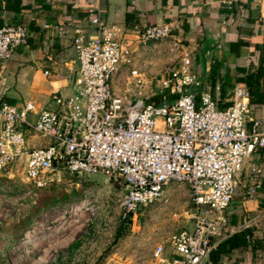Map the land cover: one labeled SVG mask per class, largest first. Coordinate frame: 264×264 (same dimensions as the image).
<instances>
[{
	"label": "built area",
	"instance_id": "built-area-1",
	"mask_svg": "<svg viewBox=\"0 0 264 264\" xmlns=\"http://www.w3.org/2000/svg\"><path fill=\"white\" fill-rule=\"evenodd\" d=\"M86 12L93 34L74 30L71 93L52 91L39 108L5 100L1 69L27 45L28 31L0 28V178L11 184L19 178L34 201L56 172L100 175L121 225L140 208L186 195L190 224L155 242L150 264H210V254L231 234L246 233L250 241L254 219L242 214L232 226L226 210L237 186L241 204L262 190L264 104H250L243 85L233 87L224 108L206 93L196 98L198 75L168 24L123 30L106 25L98 8ZM156 57L165 63L152 77Z\"/></svg>",
	"mask_w": 264,
	"mask_h": 264
},
{
	"label": "crops",
	"instance_id": "crops-1",
	"mask_svg": "<svg viewBox=\"0 0 264 264\" xmlns=\"http://www.w3.org/2000/svg\"><path fill=\"white\" fill-rule=\"evenodd\" d=\"M8 1L0 0V28L23 25L28 31L27 45L17 49L1 69L9 104L28 100L39 108L52 91L70 95L77 69L71 41L75 29L85 36L93 34L86 15L91 8L99 9L106 25L123 30L132 24H168L190 54L191 69L198 75L199 85L193 88L196 98L206 93L219 106L234 86H244L235 79L254 72L258 65L263 69L260 87L264 93V0H20L5 9ZM237 41L245 44L237 46ZM249 203L252 200L240 205L245 208ZM226 218L229 224L235 223L232 216L226 214ZM73 252L71 247L63 257L67 264L87 263ZM130 259L135 260L125 257L119 262L111 257L103 264H132ZM133 264L144 261L137 259Z\"/></svg>",
	"mask_w": 264,
	"mask_h": 264
},
{
	"label": "rangeland",
	"instance_id": "rangeland-1",
	"mask_svg": "<svg viewBox=\"0 0 264 264\" xmlns=\"http://www.w3.org/2000/svg\"><path fill=\"white\" fill-rule=\"evenodd\" d=\"M164 62V57L150 60L152 77L161 74ZM18 179L11 184L0 178V264H67L63 257L71 247L75 256L87 259L79 264H103L111 257L119 262L132 257L149 264L155 242L190 224V206L183 194L172 195L162 206L140 208L129 225H121L117 205L106 203L111 196L101 189L100 175L87 178L56 172L45 188L35 191L34 201L25 195L29 186ZM242 191L236 187L226 214L235 219L232 226L242 214L253 218L251 239L247 248L231 252L222 261L264 264V190L245 208L240 205Z\"/></svg>",
	"mask_w": 264,
	"mask_h": 264
},
{
	"label": "trees",
	"instance_id": "trees-1",
	"mask_svg": "<svg viewBox=\"0 0 264 264\" xmlns=\"http://www.w3.org/2000/svg\"><path fill=\"white\" fill-rule=\"evenodd\" d=\"M20 0H9L5 3V9H11L8 6V3H11L14 6L19 4ZM14 9V8H13ZM126 21L128 20V15L125 16ZM133 26L129 25L127 28H131ZM237 46H243L245 43L241 41L235 42ZM263 78V69L261 65H258L254 72L242 74L240 77L235 79V83H242L244 84L248 97L249 103L254 105L255 107H261L264 104V93L262 88L260 87L261 79ZM221 95H223L221 93ZM160 97H156V100ZM227 104H220V108L226 107ZM247 234L251 235V232L248 231ZM246 233H233L222 242H220L215 251L209 256V263L210 264H217L223 258H228L231 255V252L237 249L247 248L249 246V241L245 240ZM252 247L254 249L255 245L252 243ZM237 264V263H234Z\"/></svg>",
	"mask_w": 264,
	"mask_h": 264
}]
</instances>
